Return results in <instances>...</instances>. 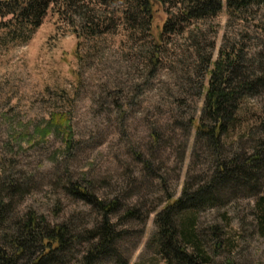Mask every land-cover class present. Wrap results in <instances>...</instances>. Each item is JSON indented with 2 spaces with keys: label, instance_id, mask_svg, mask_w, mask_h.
Returning <instances> with one entry per match:
<instances>
[{
  "label": "rangeland",
  "instance_id": "374dc122",
  "mask_svg": "<svg viewBox=\"0 0 264 264\" xmlns=\"http://www.w3.org/2000/svg\"><path fill=\"white\" fill-rule=\"evenodd\" d=\"M73 1L52 2L33 31L0 9V194L13 201L0 237L35 211L51 225L69 223L83 238L51 264H84L87 229L102 216L62 184L67 176L86 175L99 197L126 205L112 215L121 234L120 257L92 264H167L154 238L156 217L169 192L181 195L195 141L193 130L180 167L185 134L174 122L200 115L205 92L196 94L194 80L209 84L203 57L212 55L214 62L222 46L262 49L264 10L230 16L223 0L216 16L185 22L176 0H155L150 24L130 0ZM166 20L170 25L158 44L157 25ZM261 100H243V124ZM154 122L163 131L159 143L150 132ZM70 132L72 152L66 145ZM138 152L153 161V173ZM11 180L21 186L17 193L6 189ZM236 190L227 193L232 201L226 206L197 211L206 264H264V205H257L256 196L231 195ZM128 209L136 213L127 216ZM216 240L222 242L218 250Z\"/></svg>",
  "mask_w": 264,
  "mask_h": 264
},
{
  "label": "trees",
  "instance_id": "16d2710c",
  "mask_svg": "<svg viewBox=\"0 0 264 264\" xmlns=\"http://www.w3.org/2000/svg\"><path fill=\"white\" fill-rule=\"evenodd\" d=\"M54 1L57 0H0V9L3 17L12 15L11 21L25 23L33 31L41 24ZM63 1L70 6L75 4L73 0ZM153 1L130 0L135 11L147 17L150 24L157 11ZM177 5L186 22L216 16L224 3L223 0H176ZM226 6L230 16L247 17L255 7L264 10V0H226ZM169 25V20L164 21L162 26L157 25L161 27L157 32L158 44ZM156 52L152 59L154 63H157L159 56V51ZM212 57L201 59L204 73L209 74L208 86L202 79L194 80L196 94L201 96L205 92L200 115L196 116L195 113L174 122L175 127L185 134L179 155L180 167L185 162L193 130L195 141L181 195L176 197L169 192L167 202L156 217L154 238L167 264H206L209 256L197 234V211L231 203L227 196L230 190L239 188L241 190L233 191L231 195L243 193L256 196L257 205H264V38L262 49L258 52L237 45L230 49L222 46L219 58L213 62ZM257 97L262 98L260 104L256 110L248 112L250 115L243 124L240 115L243 100ZM56 119L59 125L63 123L61 117ZM151 127L153 141L159 143L162 128L157 122ZM231 132L238 134L232 135ZM67 136V150L72 152L74 136L71 132ZM137 155L145 169L153 173V161L141 152ZM83 177L74 180L67 176L62 187L69 196L93 205L102 216L98 225L87 229L89 234L86 241H90V246L83 256L84 264L95 263L107 256L118 259L117 245L121 234L115 228L112 215L126 205L118 198L107 200L99 197L93 190L92 181L86 175ZM7 185V191L13 194L21 187L15 180ZM12 208L13 201L0 194V226L5 224ZM188 211L193 213L188 217L183 215ZM135 213L132 209L126 211L127 216ZM217 230L215 234H219ZM76 240L83 241V238L73 231L69 223L51 225L45 216L31 211L26 220L15 222L11 234L0 237V264H51L64 260ZM221 243L216 240L214 249L218 250ZM123 263L127 264V261Z\"/></svg>",
  "mask_w": 264,
  "mask_h": 264
}]
</instances>
